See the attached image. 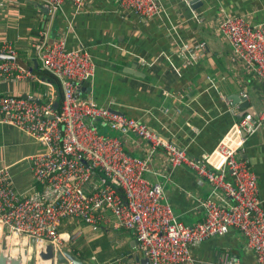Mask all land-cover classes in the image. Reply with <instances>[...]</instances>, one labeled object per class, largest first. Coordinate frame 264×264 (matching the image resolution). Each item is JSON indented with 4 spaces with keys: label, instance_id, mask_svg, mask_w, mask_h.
Wrapping results in <instances>:
<instances>
[{
    "label": "crops",
    "instance_id": "crops-1",
    "mask_svg": "<svg viewBox=\"0 0 264 264\" xmlns=\"http://www.w3.org/2000/svg\"><path fill=\"white\" fill-rule=\"evenodd\" d=\"M157 2L159 14L141 20L120 0H84L79 7L65 0L58 9L46 6L43 0H0V44L12 43L15 57L24 66L16 64L37 77L0 76V96L31 95L40 101L47 83L52 82L42 76L44 69L33 45L63 38L70 48L83 45L95 65L83 96L102 106L113 102L115 110L146 122L192 157L210 152L234 121L245 112L258 113L264 106V82L235 57L228 41L216 31L215 22L223 9L252 24L263 22L264 0ZM243 92L247 99L241 96ZM94 124L99 133L118 137L130 155L149 157L145 177L163 184L165 200L179 221L191 225L203 219L202 202L211 194L207 181L185 165L172 167L160 147L149 156V144L142 137L120 134L102 121ZM42 149L17 128L0 122V167L9 166L19 192L38 189L29 157ZM240 157L256 175L264 206V123L247 138ZM114 221L110 216L109 222L93 230L82 220L64 219L59 231L71 235L64 249L75 255L73 251L90 248V261L97 264L112 258L114 264H138L133 255L143 252L133 234L116 228ZM108 248L117 252L115 258L109 256ZM192 255L195 264H221L226 258L233 259V264H257L255 253L236 229L207 238L192 248Z\"/></svg>",
    "mask_w": 264,
    "mask_h": 264
},
{
    "label": "built area",
    "instance_id": "built-area-1",
    "mask_svg": "<svg viewBox=\"0 0 264 264\" xmlns=\"http://www.w3.org/2000/svg\"><path fill=\"white\" fill-rule=\"evenodd\" d=\"M64 1L43 3L58 9ZM67 1L79 7L84 0ZM120 2L141 20L159 14L157 0ZM221 12L214 25L216 31L228 41L235 57L252 67L264 82V21L252 24L246 17L224 9ZM33 46L42 69L59 81L62 100L59 109L55 108L56 91L50 82L40 101L31 95L0 96V122L43 146L29 157L38 186L30 193L14 187L9 166L0 167V252L20 258L22 264H30L33 257L34 264L50 262L42 260L39 253L46 243L61 249L71 239L68 232L59 231L64 219L82 220L95 230L112 216L116 228L131 231L150 264H195L193 247L231 229L244 235L257 264H264V206L256 175L240 157L247 138L264 123V106L255 114L245 112L210 152L195 158L185 148L163 139L146 122L114 110L113 102L102 106L82 95L84 85L95 74V65L83 45L70 48L61 38L40 40ZM0 53L15 56V47L5 41L0 44ZM0 76L37 79L9 59L0 60ZM241 96L247 99L248 94ZM96 121L120 134L142 137L149 144V156L160 147L172 167L185 165L207 181L211 194L202 202L203 219L191 225L179 221L165 200L163 184L145 177L149 157L130 155L118 137L99 133ZM233 261L226 258L221 264Z\"/></svg>",
    "mask_w": 264,
    "mask_h": 264
},
{
    "label": "water",
    "instance_id": "water-1",
    "mask_svg": "<svg viewBox=\"0 0 264 264\" xmlns=\"http://www.w3.org/2000/svg\"><path fill=\"white\" fill-rule=\"evenodd\" d=\"M194 1L196 0H191L192 3ZM40 6L43 7V5ZM6 59L15 61L17 64L24 66V63L19 61L17 57L0 53V60H6ZM77 86L80 87L79 85ZM246 104L247 103H244V105ZM54 107L55 108L58 107V101L54 102ZM1 245L2 248H5V240H2ZM39 256L42 260H49L50 264H55V261L56 264H91L85 260L80 259L72 252L64 248L54 249L51 243L45 244L44 250L40 251ZM133 256L138 264H150L149 258L146 256L144 252L142 256H140L138 253H135ZM0 264H22V261L20 258L9 257L4 255L2 252H0Z\"/></svg>",
    "mask_w": 264,
    "mask_h": 264
},
{
    "label": "trees",
    "instance_id": "trees-1",
    "mask_svg": "<svg viewBox=\"0 0 264 264\" xmlns=\"http://www.w3.org/2000/svg\"><path fill=\"white\" fill-rule=\"evenodd\" d=\"M42 76H44L45 78H48V81H51V82L54 83V85L56 86V89H57V91H58V99H57V100H58V104H59L57 109H59V106H60V104H61V100H62V89H61V85H60L59 81H58L55 77H53L52 75H50V74H49L47 71H45V70H44ZM55 91H56V90H55ZM59 229H60V226H59ZM82 250H83V249H82ZM82 250L79 251L78 253H76L75 251H73V252H74L75 255H76L77 257H79L80 259L89 262L90 259H91V250H90V248L87 249V251H82ZM98 258L100 259L101 256L98 255ZM101 261H102V260H101Z\"/></svg>",
    "mask_w": 264,
    "mask_h": 264
},
{
    "label": "rangeland",
    "instance_id": "rangeland-1",
    "mask_svg": "<svg viewBox=\"0 0 264 264\" xmlns=\"http://www.w3.org/2000/svg\"><path fill=\"white\" fill-rule=\"evenodd\" d=\"M116 134H117V133H116ZM125 147L127 148L126 144H125ZM69 219H70V218H69ZM107 253L109 254V256L114 255V258L117 256V252L114 251V249L111 250V248H108ZM34 262H35V259H34V257H33V258H32V262H31L30 264H34ZM105 262H106V264H114V259L112 258V259L107 260V261H105ZM89 263H91V264H97L94 260L89 261ZM121 264H123V263L121 262Z\"/></svg>",
    "mask_w": 264,
    "mask_h": 264
},
{
    "label": "bare ground",
    "instance_id": "bare-ground-1",
    "mask_svg": "<svg viewBox=\"0 0 264 264\" xmlns=\"http://www.w3.org/2000/svg\"><path fill=\"white\" fill-rule=\"evenodd\" d=\"M27 257H28V254L26 256H24L23 259L25 260ZM38 264H50V262L42 261V262H40Z\"/></svg>",
    "mask_w": 264,
    "mask_h": 264
},
{
    "label": "clouds",
    "instance_id": "clouds-1",
    "mask_svg": "<svg viewBox=\"0 0 264 264\" xmlns=\"http://www.w3.org/2000/svg\"><path fill=\"white\" fill-rule=\"evenodd\" d=\"M115 110V109H114ZM117 111V110H116ZM119 112V111H118ZM178 146V145H177ZM180 147V146H179Z\"/></svg>",
    "mask_w": 264,
    "mask_h": 264
}]
</instances>
